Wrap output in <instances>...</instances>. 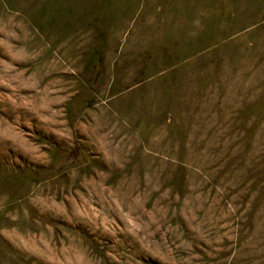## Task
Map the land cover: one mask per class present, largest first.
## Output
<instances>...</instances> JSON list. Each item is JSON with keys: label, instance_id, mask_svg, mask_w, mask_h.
Returning <instances> with one entry per match:
<instances>
[{"label": "rangeland", "instance_id": "obj_1", "mask_svg": "<svg viewBox=\"0 0 264 264\" xmlns=\"http://www.w3.org/2000/svg\"><path fill=\"white\" fill-rule=\"evenodd\" d=\"M0 264H264V0H0Z\"/></svg>", "mask_w": 264, "mask_h": 264}]
</instances>
